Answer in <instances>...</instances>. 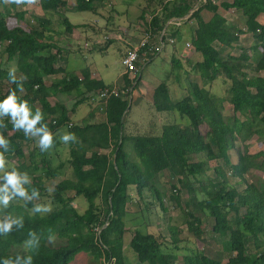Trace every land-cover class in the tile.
Returning <instances> with one entry per match:
<instances>
[{"label": "trees", "instance_id": "1", "mask_svg": "<svg viewBox=\"0 0 264 264\" xmlns=\"http://www.w3.org/2000/svg\"><path fill=\"white\" fill-rule=\"evenodd\" d=\"M108 2L75 0L74 9L94 13L98 4ZM194 6L195 0L172 1L150 24L153 43H160L164 32L165 47L177 35L173 19L191 24L193 52L186 63L193 64L201 85L187 72L186 93L180 98L171 97L168 79L157 83L152 95L157 112H176L189 125L169 123L158 136H128L130 88H118L108 98L104 121L68 127L74 109L104 89L87 71L82 78L66 73L65 49L46 33L49 29L69 36L78 28L66 17L68 0H0V156L16 160L0 175V264H70L79 253L97 264H223L195 245L204 222L225 264H264V150L248 154L243 145L252 138L264 141V25L258 21L264 0L221 4L241 13L242 27L254 40L251 55L239 41L243 30L229 25L217 7L208 2ZM206 8L213 12L208 21L201 16ZM147 19L142 15L143 30ZM182 70V63L172 59L168 78H177ZM219 77L227 84L222 97L208 90ZM2 85L9 86L5 92ZM80 88L83 93H76L80 99L72 109L49 99ZM226 103L230 118L223 115ZM59 130L68 136L70 178L53 188L51 212L22 214L15 203L31 208L32 200L47 190L43 177L49 181L61 173L45 159L36 162L28 143L32 136L44 140L46 133L55 141ZM127 142L137 161L127 153ZM159 176L174 181L170 191L158 189ZM78 198L87 203L82 213L73 204ZM134 199L148 213H162L161 218L170 214L168 203L181 210L188 238L182 239L183 230L177 227L156 232L128 227L127 205ZM97 200L107 206L104 220ZM52 239L62 244L51 246ZM20 246H26L25 254L11 252Z\"/></svg>", "mask_w": 264, "mask_h": 264}, {"label": "rangeland", "instance_id": "2", "mask_svg": "<svg viewBox=\"0 0 264 264\" xmlns=\"http://www.w3.org/2000/svg\"><path fill=\"white\" fill-rule=\"evenodd\" d=\"M68 1L70 3V6L75 8L76 6L75 0H68ZM108 1L109 2L106 3L105 5L98 4L99 5L98 14H96V12L94 13L76 12L77 10L70 9L71 11H69L68 13L74 12V14L69 15L70 19L72 20V22L78 23L80 21L89 26L93 25V22L85 21L82 19H86V20L93 19L95 21L94 24L97 27L98 25L96 23V20H98L99 23L102 24L101 27H104V28L107 27L108 30L109 29L114 30L115 33H117V36H119V39H120L119 41H122V39L125 40L126 38L124 37L127 36L129 33H132V31L136 30V31L143 33V29L140 26V23H142L141 22L142 15H145V17L146 16L149 17L161 5L160 0H108ZM35 11L40 12V9H38L37 7ZM47 19L50 20L49 22L54 21V19L50 16H47ZM48 25H50V23H47L46 26ZM55 32L59 33V31H55ZM88 33L89 31H87L86 34ZM88 37H89V34H88ZM119 41L118 40L113 41L111 45L109 46V48L107 49V51H103L102 53L96 54V57H99L100 59L99 61L101 63L108 65V69L110 70V74L102 78L105 84L113 81L117 77L120 70H122L123 68L122 64H121L122 68L120 66L119 52L117 51L120 48ZM151 67L152 66H150L148 70L149 72L152 71L151 80L165 81L168 78L167 76L168 67L167 68L165 67L164 69H155ZM141 73H142L141 82H143V80H145L146 77L149 80L146 70L144 72L141 71ZM192 73L194 75L195 72L193 71ZM172 77H170L171 79L169 78L171 82L173 80ZM139 80H137V83ZM127 81H128V84L131 86L135 82V78H131L130 76H128ZM160 81H158V83ZM8 87H9L8 85H2V90L5 92L8 89ZM127 87L129 86L127 85ZM132 88H133V91L128 88L129 89L128 91H131L130 92L131 94L129 97V106H128L129 109L132 108L134 105L133 103L134 93H136L135 88H138V87H136L135 85H132ZM226 88H227V84L222 83L219 80L215 81L212 85L208 86L209 92L217 97L224 96ZM181 90H182L181 88H176L174 91L173 87H171L172 98L174 99L180 98L182 96V91H183ZM84 112H87V109ZM131 114L132 112H129L127 114L126 123H129L131 119H134L138 122L141 121V115L131 116ZM175 115H176L175 119L169 118L168 120L171 122H176L178 124L189 125V122L186 118L179 116V114L176 112H175ZM223 115H224V118L232 117L231 107L227 103L224 106ZM163 117L166 118L165 116ZM72 119L73 121L79 120L78 117L75 115L72 116ZM126 123H125V126H126ZM129 131L133 132L131 128L129 129ZM65 132L66 131H62V130L58 131L54 135L56 139L55 141H53L52 138L48 136L45 139V141L42 142L41 148L37 149V152H36L38 153L37 159H36L37 161L39 160L41 161L42 159H45L49 162L51 169H59V168L61 169V174L59 176L60 179L56 178L53 180L50 179L48 181L47 179H45V177H43V181L46 183L47 190L43 193L42 197L35 198L32 200L34 201L33 203L34 205L31 208H28V209L25 208V206L23 205L24 204L23 201L19 203H15L16 207L17 206L22 207V209L20 210V213L22 214L26 213L29 216H34L36 214L46 215L55 208V205H53L51 197H50V195H52L53 193V188L56 186L57 181L70 178V171L66 167V161L68 158V154H67L68 148L66 147L64 149L62 146L63 145L62 143L64 142V139H65ZM141 132L143 131L139 129L138 133H141ZM243 145L246 146V151L248 152V154H255L259 151L264 150V141H258L256 138L247 140ZM125 149L127 153L129 154V156L132 158V160L137 161V159L134 157V154L132 151V145L130 142L125 143ZM56 153L58 155L57 159H55ZM232 158H233L232 161L235 162L236 161L235 156H232ZM15 162L16 160L14 158L12 159L11 157H8V156H0V175L3 174L6 170L10 169L15 164ZM214 165L215 163L211 162L210 166L213 167ZM198 170L202 172L203 167H198ZM206 176L207 178H209L208 175ZM251 177L249 176V178L253 182L261 181L259 177H252V178ZM229 180L232 181V179H229ZM0 181H1V178H0ZM156 183L161 192H168L170 191L171 184L174 183V181H172L170 184L169 182H167V179H164V177L160 176V180L159 181L157 180ZM183 192L184 191H182V194L185 195V192L184 193ZM189 193H192V191H188V194ZM28 199L29 198H27V201H29ZM97 202H99L103 207L102 208V219L104 220L105 217H107V206L105 202L103 201H102L103 203L100 200H97ZM73 204L79 209L81 213L84 212L85 209L87 208V203L85 202L83 198L76 199L73 202ZM172 207L173 206L168 203V209L170 211V214L166 219L164 217L163 218L160 217L162 213L160 215L158 214L155 215V214H152L151 212L148 213L145 210V207L140 204V202L133 203V205L129 208L128 215L126 216V224L129 226L134 225L135 228L142 229V231H145V229H147V231H150V232L160 231L162 229H165L166 226L177 227L178 229L183 230L182 236H181L182 239H186L188 238V235H189L186 231V226H185L186 218L183 215V212H181V210L174 209ZM199 216L201 217L202 214H199ZM143 224H145L144 228H143ZM158 226H161V227L158 228ZM200 230H201L200 232L201 235L198 236L199 239L198 240L194 239L197 249L203 250L204 252H206V254H208L212 258L217 259L221 261L223 264H225V261L222 259V256H221L219 245L216 244V242L213 241L209 236V231H210L209 223L204 222L200 226ZM49 242L51 246H58L59 244H62L60 241L56 239H52ZM126 251H128V249ZM11 252L13 254L22 256L23 254L26 253V246L14 247L11 249ZM131 257H133V255H131ZM70 264H97V263L94 262V260L88 254L79 253L75 256L74 260L70 262Z\"/></svg>", "mask_w": 264, "mask_h": 264}, {"label": "crops", "instance_id": "3", "mask_svg": "<svg viewBox=\"0 0 264 264\" xmlns=\"http://www.w3.org/2000/svg\"><path fill=\"white\" fill-rule=\"evenodd\" d=\"M69 2V1H68ZM208 3H210L211 6L217 7V13L223 16L229 25H236L238 29L243 30L242 33L239 36V41L240 44L247 49L249 52V55H251V50L254 47V40L251 37V35L247 34L245 32V29H243L242 25L244 24L243 19L241 18V13L239 11H236L234 9L230 10H224L221 7L222 3H232L233 0H208ZM206 2V3H207ZM205 3V4H206ZM70 5V3H69ZM208 5V4H207ZM98 6H96V14H98L99 9ZM72 6H70V9L75 10ZM201 7L198 6V8ZM37 9V8H36ZM39 9V7H38ZM211 8H206L201 11V16L204 21H208L212 15L213 12L210 10ZM71 11V10H69ZM68 11V12H69ZM66 12V17L68 18L69 22L77 26L78 28L74 29L71 35H62V33H57L55 31H51L48 29L46 32L47 35L51 36L53 41L56 42L60 47H63L65 49V57H66V66H65V72L66 73H73L77 75L79 78H82V72L87 71L90 73L92 79H96L98 84L100 86L105 87H112V86H117L119 89L122 88H132L128 84V75L125 74L124 67L122 68L121 66V58L123 55L127 52L128 49H131L132 47L136 46L138 43L139 39L141 38L142 33L139 31H132V33H129L125 40L122 39V41H119V36H117V33H115L114 30H108L107 27H101L102 24L99 23L98 20H96V23L98 27L94 24L95 21L93 19H82L85 21H91L93 22V25L89 26L86 25L85 23L82 22H72L70 19V14H74V12L68 13ZM78 12V11H76ZM89 13V12H88ZM92 13V12H90ZM258 21L260 24L264 25V15H261L258 18ZM174 29H176L177 35L173 36L171 38L175 39V44L173 45H167L165 49L159 53L156 56H153L151 60L148 61L146 66L141 70L144 72L146 70H149V67L152 66L151 68L155 69H164L165 67H168L167 73L169 74L170 72V67H171V61L172 59H177L179 60L182 65H183V70L179 72V75L176 77H172L173 80L172 82L170 81L169 78H167V83H169V89H170V94L172 97L171 93V87H173L174 91L176 88H181L182 90V96L186 93V75L187 72H189V77L191 79H196L198 83L201 85L200 80L198 79V74L192 69L193 64L188 65L186 63V59L189 58L191 53L193 52V46L191 44V38H192V27L191 24H188L186 22H180L177 23L174 26ZM108 30V31H107ZM87 31H89V37ZM105 40V41H104ZM115 40H118L120 43V48L117 50L119 52V63L122 68L120 72L118 73L117 77L105 84L103 82V77H106L107 75L110 74V70L108 69V65L101 63L99 60V57H96L97 53H102L103 51H107L111 43ZM189 42L191 48L186 49L185 48V43ZM200 59V58H199ZM140 71V73H141ZM195 72L194 75L192 72ZM151 72L148 71V78L146 77L143 82H141V76L142 73L138 75L137 77V82H134L132 85H136L135 88L136 93H134V105L132 108L129 109V112H132L131 116H137L141 115V121L138 122L134 119H131L129 123H126L125 126V133L128 136L132 135H150V136H158L161 133L162 127L165 124H178L176 122H171L168 119L172 118L175 119L176 115H167L164 113H159L154 109L153 103H152V95L155 86L157 85L158 81H153L151 80ZM164 73V72H163ZM166 73V74H167ZM167 74V76H168ZM61 76L59 75L58 78ZM217 80L223 83V79L219 77ZM216 80V81H217ZM127 85L129 87H127ZM133 89V88H132ZM133 91V90H132ZM76 93H83L82 89L80 88L79 91H72L69 92L68 94H61L58 97H50L49 99L51 100H58L61 103L65 104L69 109H72L74 107L75 102L80 99ZM94 96L90 97V100L86 101L85 103L80 104L78 107H76L73 111V113L70 116V122L74 125L77 124H83V123H94V122H102L104 121V114L103 111L97 106L96 101ZM133 98V97H132ZM133 101V100H132ZM87 109V112H84ZM127 113V114H128ZM75 115L78 117V121H73L72 116ZM165 116L166 118H164ZM167 120V122H166ZM166 122V123H165ZM165 123V124H164ZM164 124V125H163ZM141 125V126H139ZM139 126V127H138ZM132 129V131H129V129ZM139 129H141V133H138ZM61 131V130H59ZM65 131V130H62ZM135 132V133H134ZM48 136H52L51 133H46L45 134V139ZM52 138V137H51ZM44 140H40L37 137H31V142L28 143L29 147L31 149H34L35 154L38 155L37 149L41 148V144ZM68 136L67 132H65V139L64 142L62 143L63 148L65 149L66 147L68 148L69 151V145L67 143ZM67 151V152H68ZM25 152L27 153L26 149ZM68 154V153H67ZM37 159V157H36ZM55 159H57V156L55 155ZM68 159V158H67ZM44 160V159H42ZM40 161V160H39ZM36 160V162H39ZM67 163V161H66ZM67 167V165H66ZM61 174V173H60ZM60 174L56 175V178H59ZM60 179V178H59ZM157 180H160V176L157 177ZM58 182V181H57ZM157 185V183H156ZM158 187V186H157ZM159 189V188H158ZM160 190V189H159ZM132 192V191H131ZM133 193V192H132ZM139 202L137 199H134L132 202H129L127 205V215L129 213V208L133 205V203ZM144 206V205H143ZM135 208V207H134ZM135 211V209H134ZM126 215V216H127ZM125 224H126V217H125ZM127 225V224H126ZM131 228H135L133 226H129ZM157 226V224H156ZM145 227V224H143V228ZM128 249V251H126ZM126 254H130V248L129 246L126 247L125 251ZM206 253V252H205ZM208 255V254H207Z\"/></svg>", "mask_w": 264, "mask_h": 264}, {"label": "built area", "instance_id": "4", "mask_svg": "<svg viewBox=\"0 0 264 264\" xmlns=\"http://www.w3.org/2000/svg\"><path fill=\"white\" fill-rule=\"evenodd\" d=\"M172 1H175V0H162L161 1V5L157 8V10H155L153 14L147 17L148 18L147 19L148 28L143 30L141 38L139 39L136 46L132 47L131 49H128L127 52L123 55L121 59V64L124 67L125 74H127L131 78L136 79L138 77L140 71L146 66L148 62V58H147L148 56L150 55H152V57L156 56L159 53H161L162 50L164 49L165 46L161 42V38L164 32H162L160 35V43L158 44L153 43L152 40H153L154 34L150 28V24L152 23L155 17L160 16L161 12L163 11V8ZM207 1L208 0H195V6H194L195 9H197L198 6L200 5H204ZM180 22L181 21L179 19L172 20V23H174L175 25ZM168 44L169 45L175 44V39L169 38ZM185 48L186 49L191 48L189 42L185 43ZM141 52H143V56L140 55ZM117 90H118L117 86L105 87L104 89H102V91H100L99 94L94 97L97 103L96 105L99 106V108L103 111L108 98L111 95H116ZM71 125L72 123H68V127H70Z\"/></svg>", "mask_w": 264, "mask_h": 264}]
</instances>
